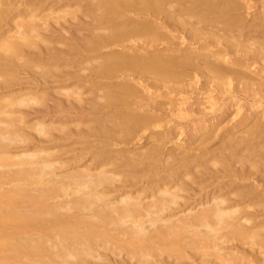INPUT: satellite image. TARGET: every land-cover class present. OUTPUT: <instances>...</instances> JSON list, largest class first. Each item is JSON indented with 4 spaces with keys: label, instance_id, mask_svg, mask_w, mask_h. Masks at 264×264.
I'll list each match as a JSON object with an SVG mask.
<instances>
[{
    "label": "bare ground",
    "instance_id": "1",
    "mask_svg": "<svg viewBox=\"0 0 264 264\" xmlns=\"http://www.w3.org/2000/svg\"><path fill=\"white\" fill-rule=\"evenodd\" d=\"M168 1L0 0V264H173L171 258L181 264L191 256L189 250L200 254L209 247L221 249L222 242L258 238L241 221L251 220L248 207L264 210L263 188L244 181L257 173L256 181L264 184V82L246 78L248 71L260 73L253 64L264 60V0L258 2L261 16L249 24L231 15L252 7L249 0ZM159 15L200 33L198 40L209 38L204 50L150 47L165 34L167 22L162 25ZM205 22L206 30L197 25ZM216 23L224 25V33ZM249 29L257 31L255 36ZM121 43L124 51H104ZM217 43L225 46L213 48ZM237 50L246 55L229 58ZM90 61L97 66L89 74L76 71ZM231 64L243 72L230 70ZM180 65L202 70L224 91V85L234 84L237 94L242 91L252 101L245 117L254 122L217 139L214 133L206 136L199 153L191 147L166 151L160 138L139 151L116 147L145 131L153 118L141 110L143 92L167 84L139 77L133 82L128 74L112 78L131 70L174 75ZM83 88L90 95L84 96ZM49 98L53 107L46 103ZM224 101L209 106L219 109ZM36 112L64 123L51 135V125L39 120L33 128L45 134L44 140L73 138L70 146L56 152L52 149L64 143L31 148L27 116ZM70 123L83 126L74 129ZM194 129L189 135L197 134L199 128ZM77 140L82 143L76 148ZM67 152L72 154L64 160L56 156ZM57 163L69 170L58 173ZM208 186L214 191L202 194ZM199 204L204 207L196 210ZM245 252L221 254L213 262L245 264Z\"/></svg>",
    "mask_w": 264,
    "mask_h": 264
},
{
    "label": "rangeland",
    "instance_id": "2",
    "mask_svg": "<svg viewBox=\"0 0 264 264\" xmlns=\"http://www.w3.org/2000/svg\"><path fill=\"white\" fill-rule=\"evenodd\" d=\"M167 1L168 0H166V2ZM172 1L174 4L175 3L177 4L178 0L176 2H174L175 0H172ZM237 1L238 2L241 1L242 4L246 3V0H237ZM260 1L261 0H258V1L249 0V2H251V4H252V7L246 8L244 6L240 9H237L236 11L232 12L231 15L232 16L234 15L233 17H237V16L240 17L241 16L242 20L244 19L246 24L254 22L256 19L259 18L258 16H261V14L259 12H257V10L260 11V7L258 6ZM168 2H170V1H168ZM170 3H167V4H170ZM162 16L165 17V15H162ZM165 18L161 17V18H159V21L162 22V25L167 22L166 23L167 26L165 25V29H164V27L162 28L163 29L162 32H164L166 35L163 34L162 35L163 37H160V38L154 40L153 42L156 41V43H151L150 44L151 46L149 45L150 47H154V45H155L156 48H158V49L164 48L168 51H171L173 49L174 51L180 53L184 50L188 51L191 49L190 47H193L196 45H198V48H200V50H201V47L204 46V44H203L204 41H209V38H202V39H199L200 40L199 41L196 37H199L200 33L198 34V36H197V34H194V32H193V34H191L192 31L191 32L189 31L191 29L188 26H186L189 28V29L187 28L188 29L187 30L186 27L184 28L185 25L182 26L181 24H179V22L178 23L177 22L175 23L173 21L168 22L167 21L168 19H165ZM193 19L195 20L196 17ZM247 21L248 22L250 21V22L248 23ZM200 24L201 25H199V24H197V25L199 27L201 26L200 28L203 27L202 29H205V30H206V28L208 29V26H210L207 24V22H205L204 24L203 23H200ZM216 24H219L220 26L218 25V27L221 28L222 24H220V23H216ZM216 28H217V26H216ZM249 28H251V27H249ZM254 29H249L248 31H246V32H249V34L248 33L247 34L249 36H255L257 31H255ZM219 30H222V28ZM250 30H251V33H250ZM253 30H254V33H253ZM204 32L201 31V33H202L201 35H204V34L205 35H208V34L211 35L210 32H206V31H204ZM219 32L224 33L223 30L219 31ZM164 35H165V37H164ZM192 35L194 36V38ZM190 36L194 40L193 39L191 40ZM241 37L243 38V36H241ZM195 38L197 40H195ZM157 44H159V45H157ZM123 45H124V43L122 45L116 44L115 46L113 45L112 48L110 46V48H106V50L104 49V51L113 52L116 48H119L120 50L124 51L126 44L124 46ZM224 46L225 45H222L221 43H219V44L217 43V45L212 46V47L215 49H218V48L221 49ZM182 48H183V50H182ZM187 48H189V49H187ZM203 50L204 49H202L201 51H203ZM236 54L238 57L241 55H246V52L245 51L243 52L241 50L240 51L237 50L234 54L233 53L230 54V52H229L228 56H229V58L230 57L236 58V56H235ZM96 61H99V60H96ZM261 61L262 62H256L255 65L253 64V69L261 70L260 73L248 71L250 76L249 77L247 76L246 78H248L251 81L264 82V66H263L264 60H261ZM87 64H90L92 66L84 65V66H86L84 68L78 66L76 68L77 69L76 71L79 70L78 71L79 73H81L82 75H85L87 73L89 74L92 71L90 67H92V69H94L93 66L95 64L97 66V63H95V62L92 63V61H90V63H87ZM87 66H89V67H87ZM228 67L230 70L235 69V70L240 71V68H241V71L243 70V67H241L239 65L234 66V64L233 65L231 64V66H228ZM261 67L263 69H260ZM80 68H82V71ZM187 68L188 67L185 68L184 65L178 66V69H177L176 73H174V75H173V73H167V72L161 73V71H158V70H155V71L153 70V72H151L152 70L151 71H149V70L144 71L143 74L140 71L138 73V71L133 70L134 72H132V70H131V71H127L126 74H124L125 72L120 73V75L118 74L117 75L118 77L114 75L115 77L112 79H116V78H120V77L122 79V76H123V78H126V75L128 74L127 77H130L131 78L130 81H133V82H135L136 79L139 77V78L146 79L145 81L148 83H150V81H148L147 78L149 80H151V81L153 80L157 83L163 82V83L167 84L165 86H159V87L151 86L150 93L146 92V91H144L145 93L143 92L141 100L143 99L142 102L144 103L143 104L144 107H142V109L141 108L140 109L144 113L151 115V117H153L151 119L152 121L150 120V124L148 127H146L147 129L145 131H141V132L139 131L138 134L130 136L131 137V138L129 137L130 139L122 140L119 145H116V147H123V148L127 147L126 150L129 149V151H130L132 149V151H139V150H142L141 148L148 146L150 144L149 141L152 140L153 138L154 139L160 138L159 142L161 144L165 145L166 151H170V150L173 151L177 147L176 151H178L180 153V151L185 150V149H189L191 147L190 149L192 151L199 153L200 152L199 149L201 150V148L203 146H205V144H207V143H203L204 141H202L204 138H208L206 136H209L210 134H211L210 136H212L214 133L213 136L216 137V139H217L222 134L224 135L226 133V134L230 135L229 133H232L234 130L238 131L240 128L243 130L244 129V128H242L244 126L243 124H248V126H249L254 122V120H252V119H248V121L246 120L247 117H245V116L247 115L248 112L251 111L249 109L254 108V106L252 108L249 107V104H251L252 101L247 100L245 98L244 92L242 93V91H241V94H240V92H239V94H237L238 92L234 91L236 89L233 88L234 84H232L230 86L228 84L224 85L225 87L227 86V89H225L226 91H224L220 87L216 88V84L213 85L215 82L214 81L211 82L208 79L209 77L205 73H203L202 70H195V69L192 70L191 68H189V69H187ZM244 73H247L245 68H244ZM251 75H253L254 77ZM196 78L199 79V81L197 83H195L197 86L194 85V87H193L192 85H190V86L187 85L188 87L185 86L186 88H184V86L182 88L179 87V86L185 84L186 81H193V79L195 80ZM214 79L220 80V81L224 80L222 78H221L222 79L221 80L219 77L218 78L216 77ZM208 80H209V82H208ZM204 82H206V83L208 82L207 84H209V86L208 85L205 86ZM202 84L204 87L202 86ZM52 85H54L55 87H58L54 83H52L51 86ZM53 88H52V90H53ZM55 89H57V88H55ZM194 89H196V90H194ZM229 89H230V91H229ZM79 90L84 91V94H83L84 96H86L87 94L90 93L89 90L86 91V89H84V88L79 89ZM232 91L235 93L234 98L230 95V94H232ZM151 93H153V95H151ZM235 96H236V98H235ZM49 99L46 100V103H48V105H50V107H53L55 105V100L53 98H49ZM224 100H228L227 103H225L226 106L224 105L223 107H220L219 109L216 107L213 109L212 107L209 106V105H211V102H217V101L218 102H225ZM193 107H194V110H192ZM196 109L200 110V112H199L200 114L195 113ZM201 109H202L203 113H201L202 112ZM152 113H153V116H152ZM39 114H41V115H39ZM36 115H38V116H36ZM28 116H27L28 124L30 125V127L32 126L31 128H29V134L31 135V137H33L29 142L31 144L30 145L31 148L33 147L34 149H36V148L39 149L40 146L42 148L43 145H46V143H57V144L58 143L59 144L64 143L63 145L60 144L58 147L52 149L53 152H56L58 150V148L63 149L64 145H65V147L70 146V144L73 142L72 141L73 138L72 139H63V140H59V141H54L51 138L44 140L43 135H45V134L40 133L36 128H33V126H35V124L39 120H44L45 123L50 124L52 127L50 129L51 135L57 134L58 133L57 131L60 128V125L62 127L64 124V123H62L61 120H59V119L57 120L58 117H56V116L52 117L51 115H47L45 117L42 115V113L37 114V112L32 113V114H28ZM52 119H55L56 121L52 122L53 121ZM89 123L94 125L93 122H89ZM71 124L73 125V123H70L68 125L71 126ZM81 125L82 124H80L79 127ZM73 126H75V128ZM73 126H71V127L74 129H76V127L79 128L78 125H76V124H74ZM95 127H96V123H95ZM194 127L199 128L198 131H196L197 136L196 135L192 136L193 135L192 133L195 132ZM215 133H217V134H215ZM189 134H192V135H189ZM35 136H36V138H35ZM46 136L48 137V135H46ZM214 137L208 139L212 142V144L216 142V139H214ZM200 138H202V139H200ZM212 139H214V140H212ZM74 143H76L75 147L76 146L80 147V143H82V142L79 143V141L77 140ZM218 144H219V142H217L215 145H218ZM212 147H215V146L213 145ZM71 154H72L71 152H67L64 154L63 153L62 154H56V156H57V158L59 157L58 159L64 160L66 158H69L68 156H71ZM56 156L53 155V157L51 156V158H54V157L56 158ZM56 165L58 166V168L57 167L56 168L54 167V168L60 174H64V172L66 173L69 170V168L67 166L63 168V167H59V163H57ZM238 165H239V163H238ZM255 174H253V176L249 178L250 180L247 179L244 181L245 182L247 181L246 182V183H248L247 185L253 183L251 186L258 184V187H256V189L259 188V190H260L263 188L262 190L264 191V184L262 182L258 183V181H256V177L258 174L257 173H255ZM260 176H262V175H260ZM234 177H235V175H233V177L232 176L220 177V179L218 178L217 180H232V178H234ZM213 189H214L213 187L208 186V188H206L205 191L203 190L202 194H204V193L206 194L207 193L206 191H208V192H210V190L214 191ZM191 191L192 190H190V191L188 190V193ZM195 192L196 191H192V194L194 196H198L199 193L196 192L197 194H195ZM188 193L187 192L185 193V191H184L182 194L183 195L185 194L186 196H188ZM189 195H191V194H189ZM200 196H201V194H200ZM200 196H198V197H200ZM188 199L190 200L191 198H188ZM146 200H149V199L147 198ZM180 200H184V199L181 198ZM191 206H193V205H191ZM200 207L202 208V207H204V205L201 206L199 204L196 207V210H198L197 208L200 209ZM248 208L249 209L251 208V210H249L246 213V216H247V214H248V216L251 215L252 218L251 217L250 218H251V220L252 219L253 220L246 222L245 220L241 219V220H243L241 222L244 223L248 228L250 227L249 229L251 230V232L252 231L256 232V236L258 238H252L251 237V238H246L245 241H241V240L237 239L234 241H229V242H224V243L222 242V243H220L221 247H222L221 249H218L217 247L216 248L211 247V249L213 248L211 250L209 247L208 250H210L209 251L210 253H207L208 250L206 248L205 249L203 248V249H204V251H207V252H204L202 250L203 252L200 251V254L198 253L199 251L193 250L194 252H192L189 250V253L191 256L185 260L183 259L185 261V263L182 262L181 264H214L213 261H215L216 258H217L216 261H219L218 259H219V256L221 254L224 255L223 257H225V256L231 257L230 254H232V255L237 254L238 255V253H240V252L243 253L244 251H246L245 253L248 254L247 259H249V261L247 260L248 262L246 261L245 264H264V246H262V245H264V242H263L264 241V238H263L264 237V210H262V209L256 210L255 208H254L255 210H253L252 209L253 207H248ZM182 213L184 214L183 211H182ZM178 215H181V212H179ZM228 228H226L224 230L225 231L229 230ZM261 238H262V240H261ZM220 250H222V251H220ZM217 251L218 252L220 251V254ZM224 252H226V253L224 254ZM242 253L239 255H242ZM260 255L262 256V259H259ZM158 256L160 257V260H161L162 256L161 255H158ZM158 256L157 257L154 256V257H156L154 259L159 260ZM201 257H204V258H201ZM205 257H207V258H205ZM171 260H170V262H172L174 264V262H173L174 260L172 258H171ZM177 260L178 259H176L175 261H177ZM180 260H182V259H180ZM188 260H190V262ZM231 261L232 260H230L229 262H231ZM160 264H165V263H160Z\"/></svg>",
    "mask_w": 264,
    "mask_h": 264
}]
</instances>
